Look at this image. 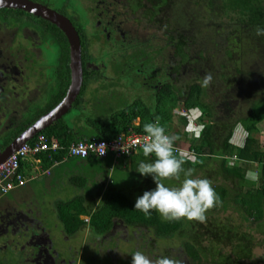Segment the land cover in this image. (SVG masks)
Segmentation results:
<instances>
[{
	"label": "rangeland",
	"instance_id": "rangeland-1",
	"mask_svg": "<svg viewBox=\"0 0 264 264\" xmlns=\"http://www.w3.org/2000/svg\"><path fill=\"white\" fill-rule=\"evenodd\" d=\"M37 1L48 5L49 8L50 6L56 9L64 8L62 10L65 14L67 13L82 28L86 40H89L88 37L91 38L87 42L91 46L86 48L87 69L91 72H99L100 78L95 81L92 77L84 90L80 107L87 113L85 115L90 114L88 109L91 103V92L97 87L101 90L99 92L101 95L108 98L111 94L115 96L114 99L111 97L103 99L102 108L105 106L106 109H110L112 106H121L126 103L122 101L123 103L119 104L121 98L116 95L118 92L124 95L128 103L135 100L134 95L143 100H149L150 111L154 112V92L156 90H154L155 88L144 87L145 84H148L147 81L151 80L150 85L155 84L156 88L175 83L184 87L186 82L202 83L206 73L211 74L212 81L206 87L205 99L215 107L224 104L226 100L229 102L232 117L227 123L246 115L250 104V96L255 99L261 97L262 94L264 95V43H258V36L253 35L254 32L246 29L244 32L240 31L238 33V35H243L242 42L239 41V37H236L238 35L233 36L232 39H226L227 31L225 27L215 26L219 19V12L216 7L220 6L221 0H211L212 7H207L206 0H198V2L197 0H170L169 5L163 4L162 9L159 10L160 12L154 16L144 14L146 8H151L145 0L142 1L141 7L133 9L129 7V3L133 5L134 0L132 2L131 0ZM216 29L217 33L215 34ZM181 43L182 46L188 44L183 51L190 56L184 63L181 62V56L176 53V45H181ZM18 45L19 43L13 45L11 49V54L16 58V64L8 66V69L0 66V84L7 79L6 91L21 92V88L26 87V91L33 94L32 101H27L24 105L23 103L20 104V109L23 106L27 108L31 105L28 115L29 120L32 121L37 117L38 110H43L53 103L54 91L50 93L51 90H49L46 94H42L40 96L41 101L36 99L38 95L33 96L34 90L40 92L43 90V85L47 86L54 80L57 81L60 55L57 48L48 46L47 43L35 44L25 51L18 49ZM20 45L25 46V42ZM225 49L232 50L233 61L228 62L226 69H221V64L226 58ZM25 56L32 57L35 61L38 60L36 62L38 65L34 64V71L26 70V73L32 74L34 72L32 74V84L22 85L21 78L17 73H19V69L23 70L30 65L29 62H23ZM22 64L24 65L22 66ZM175 66L181 67L178 69L179 71L174 73L173 68ZM38 69H44V75L39 76ZM236 69H238V74L235 72ZM220 73H223L224 78L219 77ZM132 74L139 76V80L133 81ZM42 80L45 81L46 85L42 84ZM34 82L36 85L40 84L38 88L33 84ZM54 85L56 91L59 82ZM112 88L116 91H113ZM135 90L136 92H134ZM102 108H96L95 114H103ZM146 108L149 109V107ZM162 109L173 115L171 125L173 128H178L180 132L183 129L178 124V118L181 116L191 118L185 130L187 139L183 138L179 146L187 149V140L198 137L201 130V126L195 120L200 112L194 111L189 115L181 103L173 109L168 102H164ZM217 112L218 116L223 115L221 110ZM76 113V108L72 106L70 112L63 117V121L72 126ZM18 115H20V112ZM98 116L100 115L96 117ZM7 122L0 123V130L4 129ZM133 123L137 125L138 120ZM80 124H83V122H80ZM256 127L257 148L264 153V120ZM88 135L91 134L88 133ZM246 136L245 129L237 124L230 142L240 147L243 145ZM233 163V159H227V164L232 166ZM255 166L253 165V167ZM101 168H103L102 165L94 161L78 163L72 159L52 170L50 177H41L37 182L30 183L29 186L36 187L38 194L42 195L40 199L45 201L60 200L59 202L70 201L76 196L87 197V188L81 189L80 184L77 183L82 177L87 179V187L90 186L89 188L92 189L97 183L98 187L103 185V189L106 190L110 186L112 173V187L126 190L132 196L143 194L144 191H147V188L153 190L156 187L150 175L140 176L141 174L138 171H128L125 169V164L120 167L122 170H112L113 172L111 171L108 177H106L104 169ZM223 176L224 174L216 162H211L210 165L194 171L193 178H208L212 181V186L222 185L228 189V203L225 208L220 207L210 214L206 213L204 222L189 221L192 225L185 230L184 234L181 233L178 237L167 240H154V236L145 229L136 228L127 231L123 225L118 226V224L115 229L105 236H98L88 231V238H82L83 234L80 231V234L71 238L68 243L62 244L59 240L57 247L61 249L68 247L67 256L69 257L66 258H69L72 264H131V255L136 250H142L146 255L153 258L162 255L176 256L181 258L184 264H196L190 257L186 256L183 245L188 240L191 242L199 240V242L203 241L201 244L206 248H210L208 246L210 244H213L211 248H217L225 261L220 264H264V220L260 223H252V221L244 219L240 209L234 205L232 198L230 199L236 190L235 184L233 181L224 180ZM97 192L95 187L93 193L89 196L94 198ZM97 201L96 197L95 202ZM44 209L47 210V212L45 211V214H47L45 222L52 227L53 235L59 239L63 234L59 223L55 219L58 213L53 207L48 206ZM55 223L57 225L53 226ZM210 225L212 231L217 226L219 227L217 228L218 232L223 227H227L228 230L234 229L231 233L232 236L228 234L232 237L233 242L228 241L230 244L226 246L224 239L219 238L221 244L213 241V238L208 237ZM243 235L246 236L243 242L250 251L248 255H243V252L239 255L235 253L237 250L239 251L237 246L244 245L243 242L239 241L240 239L243 240ZM78 238L84 240L79 242ZM3 241V239H0V245ZM208 241L213 242L208 243ZM234 248L236 249L235 252H233ZM9 252L8 249L7 254ZM209 253L206 252L201 264H213V257Z\"/></svg>",
	"mask_w": 264,
	"mask_h": 264
},
{
	"label": "trees",
	"instance_id": "trees-1",
	"mask_svg": "<svg viewBox=\"0 0 264 264\" xmlns=\"http://www.w3.org/2000/svg\"><path fill=\"white\" fill-rule=\"evenodd\" d=\"M134 1V4L130 5V8L133 9L141 7L143 0ZM145 1H147L148 5L151 7L150 9L146 8L144 10V14L147 16H154L155 14L159 13V10L162 9L163 4L169 5L170 2V0ZM206 4L207 7H212L213 5L211 0H206ZM219 4V7L215 6L219 12V19L217 20V24H215V26L220 28L225 27L227 31L226 39H232L233 36L238 35L240 31L244 32L245 29L254 32L255 34L253 33V35L256 36L255 29L257 27L264 28V0H221V3ZM9 14H15L17 17L14 19H6V16ZM3 15H5V18ZM0 21H2L6 27H14L18 28L19 30L21 28H27L33 31H38L39 28L36 26V24H40V28L42 26L43 30L49 34L48 36L50 41L60 48L61 52L57 80L60 87L58 86L56 91L55 89H51V93L54 91V100L52 101L53 103L43 110H38L39 113H37V117L31 121L29 120L28 115L30 113L29 110L31 105H28L29 107L27 108H24L23 106V110H21L19 106L16 105L17 100H15V102L11 101V99L8 100L9 104L7 106L6 114L8 113L11 116H9L7 120V125L0 132V136L6 138V140L4 139V146L3 144L1 146V149H3L23 130L31 125L39 116L50 110L62 99L69 82V56L67 40L56 26L49 24L48 22H45L39 18L33 17L32 15L26 14L20 10L10 9H0ZM73 26L79 33L82 44V57H84L86 40L84 39L79 26H77L74 22ZM216 31L217 29L214 32L215 34L217 33ZM236 37H239V41L242 42L241 40L243 39V35H238ZM95 38L98 39L97 36H95ZM182 41L184 42L185 40L183 39ZM258 43H264V36H258ZM187 45V43L184 44V46H182V43L181 45H176V53L177 55L181 56V62L183 63L190 57L187 53H185V51H183ZM224 54L226 58L221 64V69H226L228 67V62L233 61L232 50L225 49ZM180 67L181 66H175L173 68L174 73L179 71L178 69ZM235 72L238 74V69H236ZM89 76V74L84 72L81 93L73 104V107L76 108L77 113L72 126L65 123L62 118L41 133L45 134L48 138L57 139L61 145L67 148L71 143L84 137L89 139L108 140L114 138L120 133H126L128 129H132L137 133L144 134L143 125L145 123L155 122L156 118L159 117L160 123L165 128L166 134H175L180 137V139L175 142V147L177 148L180 146L183 138L187 139L185 130L191 118H189V116H181L178 118V124L179 126H182L183 129V131L180 132L178 128L172 127L171 122L173 115L170 112L163 111L162 104L164 102H168L174 109L179 103H181L189 115H191L194 111L200 112L199 116L196 117L195 120L201 126L198 137L187 140V148L192 152V155L196 156L199 163L193 164L191 160H186L183 167L185 169L193 168L196 171L197 169H201L207 165H210L211 162L218 163L221 171L224 174V180L233 181L235 184L236 190L230 199L232 198L234 205L240 209L244 215V219L246 221H252V223H260L262 220H264V153L260 152L257 148L258 140L256 136V126L262 120H264L263 94L261 97H256L255 99L253 96H250V104L246 115L227 123L228 120H231L230 117H232V111L229 102L226 100L224 101L225 103L220 104L219 107H215L211 103L207 102L205 99L206 87H202V83L196 84L186 82L184 87L177 85L176 83L165 84L160 88H156L155 84L150 85L151 80L148 79L149 82L147 81L148 84H145L144 87L152 89L155 88L154 90H156L154 92V112L150 111V105L148 103L149 100L146 101L134 95L135 100L131 103H128V100L125 99L124 95L118 92L116 95L121 98L119 104L121 105L123 102L126 103L121 106H112L110 109H106L103 104L104 107L102 108V103L104 102L103 99L108 97L101 95L99 93L101 90L97 87L96 89L92 90L93 92H91V103L90 108L88 109V113L90 114L85 115L87 113H85L80 107V100L83 96L84 90L86 89ZM93 77L96 81L97 78H100V75H96L95 73ZM132 77L133 81L139 80V76L136 74H132ZM219 77L224 78L223 73H220ZM219 77L217 76L218 79H220ZM110 86L113 87L112 85ZM112 90L116 91L113 88ZM134 92H136V90ZM41 95L42 94H39L36 99L41 101ZM110 97L113 99L115 98L113 94H111L109 98ZM23 101L24 105L27 100L24 99ZM39 103L41 104V102ZM100 107L102 108L101 110L103 114H95L97 111L96 108ZM146 107H149V109L147 110ZM14 109L17 110V113L14 112ZM220 110L223 114L222 116L217 115V111ZM19 112L20 115H18ZM97 115L100 116L96 117ZM135 120H138L137 125L133 123ZM80 122H83V124H80ZM237 124H240L247 132L244 143L240 147L235 146L230 142L233 136L234 128ZM88 133L91 135H88ZM63 156H65L64 151L57 152L53 154V159L60 160ZM68 159H74L78 163L94 161L102 165L103 168L101 169H104L106 177H108L112 170H122L120 167L123 164H125L126 170L135 172L138 169V165L141 161L152 162L155 157H145L143 155V151L139 150L133 153L131 156L119 159V163L112 169L111 167L113 161L111 157L104 160L97 158ZM227 159L234 160L232 166L227 164ZM41 160L43 168H48L52 163V160H49L45 155L41 156ZM253 165L256 166L253 167ZM250 169L259 173V179L257 182L245 179V174ZM182 178H184L183 174H181V180ZM163 182L166 184V186H177L180 183L175 179L165 180ZM77 183L80 184L81 189L87 188V197L76 196L72 198V200L60 202L58 205V216L63 224L65 233L69 236L75 234L77 231L85 227H87L90 232H93L98 236H105L112 230L113 225L122 224L128 230H135L136 228L145 229L154 236V240H167L169 238L178 237L181 235V233L184 234L185 230L189 228L190 225H192L187 219L172 221L165 220L155 210L146 215L145 213L134 209L137 197L141 196L142 194L132 196L126 190L124 191L118 188L114 189L112 187V173L109 188L105 190L103 189V185L99 187L97 186V183L94 185L98 191L96 194L98 199L97 202H95L96 197L93 198V196H89L91 193H93L95 187L92 189L89 188L90 186L87 187L86 178H80L79 182ZM212 187L219 196L220 202L217 203L215 207L208 210L206 212L208 214L218 210L220 207L225 208L228 203V189L222 185ZM147 190L149 189L147 188ZM81 216L89 217L88 223L80 219ZM217 228L219 227L217 226ZM217 228L212 231V226L210 225L208 228V237L213 238V241L218 242L219 244H221V242H219V238L224 239L225 245L228 246L230 244L228 241H232L231 233H233L234 229L228 230L227 227H223L220 228V233L217 231ZM228 234H231V236H228ZM245 239L246 236L243 235V240L240 239L239 241L243 242ZM213 241H208V243ZM202 242H199V240H195L193 242L188 240V242L184 243L183 248L186 256L190 257L194 263L201 264L202 259H204V255L206 256V252H210V256L213 257V264H220L224 261V257L219 254L217 248H211L213 244L208 245L210 248H206L201 244ZM245 246V243L242 246H237L239 251L237 250V252H235L236 249L234 248L233 252L238 255L242 252L243 255H248L250 251L247 246ZM237 257L236 259H238Z\"/></svg>",
	"mask_w": 264,
	"mask_h": 264
},
{
	"label": "clouds",
	"instance_id": "clouds-1",
	"mask_svg": "<svg viewBox=\"0 0 264 264\" xmlns=\"http://www.w3.org/2000/svg\"><path fill=\"white\" fill-rule=\"evenodd\" d=\"M257 36H264V28L255 29ZM212 81L211 74H205L202 87H208ZM144 137L141 141L143 155L154 156L152 162L141 161L138 171L142 176H151L156 185L155 189L144 191L137 197L134 209L150 214L155 210L165 220H181L204 222L206 212L220 202L219 196L212 187V181L208 178H193L194 169H185L183 165L186 160L193 164L199 163L195 155L178 151L175 142L180 139L175 134H166L161 125L159 117L155 122L143 125ZM133 144L131 147H135ZM122 151L124 147L121 148ZM181 174L183 179L181 180ZM175 179L179 181L178 186H166L165 180ZM245 179L258 181L259 173L249 170ZM131 264H184L181 258L176 256L146 255L142 250H136L132 255Z\"/></svg>",
	"mask_w": 264,
	"mask_h": 264
},
{
	"label": "crops",
	"instance_id": "crops-1",
	"mask_svg": "<svg viewBox=\"0 0 264 264\" xmlns=\"http://www.w3.org/2000/svg\"><path fill=\"white\" fill-rule=\"evenodd\" d=\"M18 106L20 108V105ZM14 112L17 113V110ZM9 116L11 115L8 113L2 116L0 123L7 121ZM4 139L6 140L0 136V151ZM67 161L69 159L65 162ZM56 168H52L49 175L37 174L24 187L18 188L0 199V239L4 240L0 245V264H72L71 260L66 258L69 257L67 256L68 247L61 249L57 247V242L60 240L62 244L68 243L71 238L80 234V231L83 234L82 238H88L89 230L87 227L70 236L65 234L58 214L55 219L63 234L59 239L53 235L52 227L45 222L47 216L45 211L47 212V210L44 208L53 207L58 213L60 200L45 201L40 199L42 195L38 194L36 187H31L29 184L37 182L41 177H50L52 170ZM24 169L27 175L30 174L31 169L27 164H25ZM42 169L47 168L42 167ZM80 219L86 223L89 221L87 216H81ZM56 225L55 223L53 226ZM78 239L79 242L84 240ZM8 249L10 252L7 254Z\"/></svg>",
	"mask_w": 264,
	"mask_h": 264
},
{
	"label": "built area",
	"instance_id": "built-area-1",
	"mask_svg": "<svg viewBox=\"0 0 264 264\" xmlns=\"http://www.w3.org/2000/svg\"><path fill=\"white\" fill-rule=\"evenodd\" d=\"M144 135L128 129L126 133H120L108 140L80 138L65 148L57 139L48 138L45 134L38 133L0 164V199L10 192L24 187L37 174L49 175L52 168H56L68 158L104 160L111 157L112 169L119 163V159L142 150L141 141ZM133 144L136 146L131 147ZM122 146L127 152L121 150ZM176 149L192 156V152L188 148L177 147ZM61 151L65 152V156L60 160L53 159V154ZM43 155L52 160L47 169H42L41 156ZM25 164L31 169L28 175L24 169Z\"/></svg>",
	"mask_w": 264,
	"mask_h": 264
},
{
	"label": "water",
	"instance_id": "water-1",
	"mask_svg": "<svg viewBox=\"0 0 264 264\" xmlns=\"http://www.w3.org/2000/svg\"><path fill=\"white\" fill-rule=\"evenodd\" d=\"M0 9L21 10L55 25L66 37L69 48L70 70L69 85L62 100L50 110L39 116L31 125L0 151L1 164L20 146L30 141L36 134L46 130L69 113L77 97L81 93L83 68L80 38L75 27L67 17L32 0H0Z\"/></svg>",
	"mask_w": 264,
	"mask_h": 264
},
{
	"label": "flooded vegetation",
	"instance_id": "flooded-vegetation-1",
	"mask_svg": "<svg viewBox=\"0 0 264 264\" xmlns=\"http://www.w3.org/2000/svg\"><path fill=\"white\" fill-rule=\"evenodd\" d=\"M32 1L45 5L44 3H41V2H39L37 0H32ZM131 2H132V0H131ZM129 5H132V4L129 3ZM45 6L49 7L48 5H45ZM50 9H53V10L59 12L60 14L64 15L65 17H67L71 21L72 25H73V22H74L77 26H79L74 20H72V18H70L67 15V13L65 14V12L62 10L64 8L56 9V8L50 6ZM10 10H13V9H10ZM26 14H28V13H26ZM29 15H31V14H29ZM3 17L5 18V15H3ZM16 17L17 16L15 14H9V15L6 16V19H14ZM33 17H35V16H33ZM36 18H39V17H36ZM39 19H41V18H39ZM41 20H43V19H41ZM43 21L48 22L46 20H43ZM48 23L51 24L50 22H48ZM39 25L40 24H38V23L36 24V26L39 28L38 31H33V30H30V29H27V28H21L19 30L18 28H14V27H6L5 24L2 21H0V66H3L6 69H8V66H13V65L16 64V61H15L16 58H15V56L13 54H11V49L13 48L12 46L13 45L14 46L17 45V43H19L18 49H21V50H24V51L26 49H30L35 44L38 45V43H47L48 46H53L54 48H57L59 50V55L61 56L60 48H58L55 44L52 43V41H50L49 36H48L49 34L46 31L43 30L42 26H41V28H42L41 29ZM79 28H80V26H79ZM80 29H81L82 35L84 36V39L86 40V37H85V35H84L83 31H82V28H80ZM76 31H77V29H76ZM77 33H78V31H77ZM78 35H79V33H78ZM79 38H80V36H79ZM87 39L91 40V38H89V37ZM89 40H86L84 57H82L83 78H84V72H86L87 74L90 75L88 77L89 78L88 81L95 75V73H96V75L97 74L99 75V72H95V71L91 72V71H88V69H87L88 68V64H87L88 57L86 56V48L91 46L90 44L87 43ZM22 42L23 43L25 42V46L20 45ZM80 43H81V39H80ZM35 47H37V46H35ZM68 53H69V48H68ZM60 56H59V60H60ZM81 56H82V53H81ZM59 60H58V65H59ZM23 62H29L30 65L28 67L24 68L23 70L19 69V73H17V75L19 76V78H21L22 85H27L26 83H31L32 84V74L34 72H32V74L31 73H26V70L30 69V70L34 71L33 67L35 65H38V64H36V62H38V60L35 61V59H33L32 57L29 58V56H25L24 59H23ZM23 65L24 64H22V66ZM68 70H69V60H68ZM37 71L39 72V76L40 75H44L43 74L44 69H38ZM68 74H70V70H69ZM2 79H3V77H2ZM0 80H1V77H0ZM57 80H58V77H57ZM7 81L8 80L6 79L5 82L0 84V118L6 114L7 106L9 104V101H8L9 99H11V101H14V102H15V100H18L16 102L17 106L20 105V104L22 105V103L24 102L23 101L24 99H26L27 101H32L31 97H32L33 94H31V92L28 93V91H26V87H22L21 88V92L20 91L19 92H17V91L11 92L9 90L6 91L5 90V88H6L5 86L8 83ZM57 82L58 81L54 80L50 85H47V86L43 85V90L40 91V92L34 90V96L33 97H36L39 94H46L51 89L54 90V88H55L54 84H56ZM33 84L36 85L35 82ZM42 84L46 85L45 81L42 80ZM39 85L40 84L36 85L37 88L39 87ZM53 85H54V87H53ZM68 85H69V82H68ZM68 85L66 87L65 93L67 91ZM81 90H82V88H81ZM50 93H51V91H50ZM65 93H64V95H65ZM14 110H16V109H14ZM0 132H1V130H0ZM117 225L118 224L113 225L112 230L115 229V227ZM120 225H122V224H119L118 226H120ZM124 228L128 231V229L125 226H124Z\"/></svg>",
	"mask_w": 264,
	"mask_h": 264
}]
</instances>
